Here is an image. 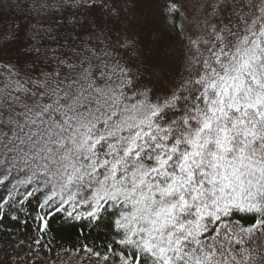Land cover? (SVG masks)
<instances>
[{
	"label": "snow or ice",
	"instance_id": "obj_1",
	"mask_svg": "<svg viewBox=\"0 0 264 264\" xmlns=\"http://www.w3.org/2000/svg\"><path fill=\"white\" fill-rule=\"evenodd\" d=\"M22 215L37 248L103 228L97 264H264V0L0 4V228Z\"/></svg>",
	"mask_w": 264,
	"mask_h": 264
},
{
	"label": "trees",
	"instance_id": "obj_2",
	"mask_svg": "<svg viewBox=\"0 0 264 264\" xmlns=\"http://www.w3.org/2000/svg\"><path fill=\"white\" fill-rule=\"evenodd\" d=\"M4 2L5 0H0V4ZM13 11V9H4V13L8 19H11ZM21 219H26L27 223L24 224L10 219L3 221L4 227L10 229L11 234L0 228V247L8 246L13 240L23 237V235L28 237H32L33 233L36 236L39 235L35 231L37 223L34 219L24 217L23 215ZM105 239L106 234L103 228L89 227L87 226V221L84 222L83 226H69L64 224L62 219L58 217L50 220L49 230L45 233L42 240V245L44 246L40 247L51 256L54 252H59L60 256L66 253L69 258H78L79 254H82V257L86 255L82 250L84 245L102 251ZM0 264L4 263L0 262Z\"/></svg>",
	"mask_w": 264,
	"mask_h": 264
},
{
	"label": "rangeland",
	"instance_id": "obj_3",
	"mask_svg": "<svg viewBox=\"0 0 264 264\" xmlns=\"http://www.w3.org/2000/svg\"><path fill=\"white\" fill-rule=\"evenodd\" d=\"M35 233L32 237L24 236L13 240L8 246L0 247V262L4 264H97L95 257L79 254L78 258H69L66 253L60 256L59 252H54L51 256L47 254L43 248L33 243L37 238ZM18 241L23 244L17 246ZM256 244H264V235L258 236Z\"/></svg>",
	"mask_w": 264,
	"mask_h": 264
}]
</instances>
